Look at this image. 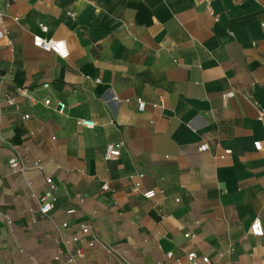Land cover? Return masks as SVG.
Masks as SVG:
<instances>
[{
    "label": "crops",
    "instance_id": "0c3cea01",
    "mask_svg": "<svg viewBox=\"0 0 264 264\" xmlns=\"http://www.w3.org/2000/svg\"><path fill=\"white\" fill-rule=\"evenodd\" d=\"M0 10V264H68L78 247L81 264H188L191 252L264 264V236L250 234L257 217L264 227L254 148L264 143V0H0ZM34 36L66 41L70 57ZM118 143L121 157L106 162ZM15 151L29 160L23 173L9 166ZM48 178L57 201L42 216ZM82 223L93 236L67 244Z\"/></svg>",
    "mask_w": 264,
    "mask_h": 264
},
{
    "label": "built area",
    "instance_id": "2783aa9c",
    "mask_svg": "<svg viewBox=\"0 0 264 264\" xmlns=\"http://www.w3.org/2000/svg\"><path fill=\"white\" fill-rule=\"evenodd\" d=\"M202 1L206 3H210V0H202ZM238 1L246 2L249 0H238ZM2 24H3V14H2V11L0 10V27L2 26ZM260 26L264 32V21L261 22ZM41 27L44 32H47L48 28L46 26H41ZM3 36H4V33L0 30V38H2ZM33 43L35 47L41 49L42 51L46 53L54 54L55 56H57L58 58L62 60H67L70 57V49H69L68 43L64 40L47 39L41 36H34ZM97 82H100V80H98ZM48 87H49L48 85H45V88H48ZM22 94L24 96H27L26 93H22ZM234 95H235V92H229L224 95V98H230V97H233ZM114 100L118 101L117 98H115ZM9 104L14 105V102L9 101ZM45 105L50 106L51 100L50 99L46 100ZM137 105H138L139 112H145L147 110V103L144 102L142 99L137 100ZM58 107H59L60 112H63L66 108V105L60 102L58 104ZM153 107L157 108L158 105H154ZM263 115H264V110L261 111V116ZM24 118L28 119L29 116H25ZM80 123L85 127L95 126V123L90 122V121L82 120L80 121ZM1 132H2V127L0 124V134ZM122 148H123V144L121 143L109 144L106 148L104 160L106 162L118 160L121 157ZM254 148L259 152L264 151V143L256 142L254 144ZM208 149L209 147L207 145H202L200 147L201 152H206ZM226 154H231V152H227ZM28 163H29L28 158L24 155H21L20 153L16 151L12 154V157L9 160L10 168L14 172H17V173L25 172L27 170ZM143 178H144L143 174L139 175V181L135 183V187H134L135 193H139L141 191L142 183L140 180H142ZM45 182L48 188H47V191L44 193V195L39 199V202H40L39 212L42 216H49L55 208L57 199L54 195V191H55L54 181L51 178H48L46 179ZM108 190H109V185L108 184L104 185L103 191H108ZM143 197L146 199H153L156 197V191L145 192L143 193ZM69 213L72 214L74 213V211H70ZM62 226L66 228L68 225L63 224ZM80 232H81V237L74 236L71 239L67 240L66 243L67 244L68 243L77 244L80 241H82L81 238L88 239L93 236L91 227L86 223H82L80 225ZM250 234L258 238H261L264 236V227H263V223L260 217H257L255 221L252 223L250 227ZM187 237H189V235H187ZM96 243H97L96 240L93 239V240L88 241L87 245L89 248H93L95 247ZM101 246L103 249L107 250L110 254L115 253L114 249L111 246L105 245V244H101ZM231 251L233 252L234 250L232 249ZM84 258H85L84 248L78 247L74 253H70L66 256L65 262L68 264H81V261ZM173 258H174L173 253L167 254L168 260L173 259ZM56 261H61V256L56 257ZM187 261H188V264H201V263L210 264L211 263L209 257L199 258V256L195 252H191L187 255ZM164 264H168V263H164ZM178 264H181V263L178 261Z\"/></svg>",
    "mask_w": 264,
    "mask_h": 264
}]
</instances>
